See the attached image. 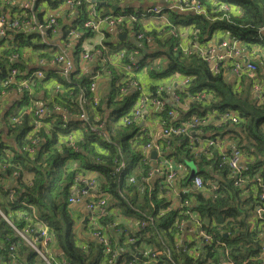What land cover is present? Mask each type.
<instances>
[{
    "label": "trees",
    "instance_id": "obj_1",
    "mask_svg": "<svg viewBox=\"0 0 264 264\" xmlns=\"http://www.w3.org/2000/svg\"><path fill=\"white\" fill-rule=\"evenodd\" d=\"M201 2L209 11L213 9V3H232L238 7L239 13L230 15L229 20H226L219 18L222 12L218 11L216 19L211 20L203 15L167 10V18L176 28L191 26L197 29L198 39L201 42L209 40L217 30H221L237 40L247 41L250 44L258 42L260 46L264 47V30L259 32L260 28L264 27V0H201ZM94 3L99 9L104 6H113L117 12L115 14L133 15L136 19H141L140 17L137 18L138 13L134 11L133 7L119 5L120 0H96ZM37 4L38 0H36V6ZM87 4L83 0L82 6L78 8L82 12L83 22L86 19ZM7 9L11 11L9 14H6ZM20 12L21 8L18 5L7 6L0 0V16H3L5 20L4 31L0 34V43L8 42L10 44V48L6 49L3 55H0V93L4 89L1 85L5 74L4 64L10 53L13 51L20 53L27 46H49L47 43L41 42L42 34L39 32L26 33L7 25L15 19L14 13ZM34 12L35 10H29V16H34L36 14ZM138 24L137 21L131 22L130 28L125 27L124 24L122 30L132 29L136 35L138 32H143ZM69 29L72 28L69 27L64 30L65 33ZM167 29L168 27L165 25L162 28L161 36L157 35L155 30L151 31L154 47L149 44L151 40H147L145 35L147 32H145L142 38L137 39V41L134 39L135 42L129 43L126 53L136 49L143 52L148 47L144 53L138 56V63L139 67L146 70L151 78H168L177 72L190 78L187 84L178 89L182 103L187 95L191 96L189 108L172 122L179 124L192 115L202 116L207 111L213 110L220 113L227 109L237 110L239 115L237 114V122H230L232 128L228 130L226 126L217 128L211 124L201 125L199 129L202 133L198 136L201 138V144H203L202 149L191 150L189 138L187 135L181 134L180 136H169L170 146L167 149L164 148V152L161 153L166 157H173L176 161L184 163L185 160H188L196 165V174L201 176L203 188L209 189L210 196L205 197L198 192L192 199L191 205L199 216L201 228L211 236L208 241L213 244L203 241L205 248L200 254L201 256L194 260V256L188 255L187 248L174 243L183 230H179L174 222L178 217H183L178 210H180L179 205L183 199L188 196L186 192H180L181 197H179L177 207L167 209V203L163 199H158L152 191L151 201L154 204L152 211L150 205L146 203L148 198L145 195L144 203L148 207V214L154 216V222L143 226L140 232L155 233H152L151 236L143 234L141 239L153 243L157 249H161L162 245L157 237L159 233L163 238L166 236L167 247L171 248H166V252L170 253L172 260L168 259L165 253L157 256L156 264H204L209 259L214 261L216 257L218 259L214 264L219 259L230 261L233 264H259L257 262L260 249L258 235L261 232V227L255 217V209L258 204L263 202L259 200L260 184L256 182L255 178L258 177L264 183V102L257 103V94L253 90V86L259 84L261 88H264V83L259 80V76L264 80V65L257 63L256 73L259 74L258 77H249L247 73L243 74L240 78L241 86L234 89L231 82L226 80L222 68L217 73H213L209 65L198 56H184L180 51L174 50L179 38L167 35ZM259 36H261V40H258ZM79 49H77L76 54ZM40 56L50 60L51 52L43 51ZM158 58H163V61L161 63L155 62ZM14 65L18 66L16 63ZM90 81L89 75L82 74L78 64H74L73 72L68 78L60 79L61 90L48 97L49 101H46V104L58 103L61 104L58 105L60 108L75 109L79 114L77 106L72 105L70 108L65 106L68 105L70 96L76 97L80 92L89 96ZM43 83L44 81H40L33 84V92L36 87L42 86ZM123 85L120 83L115 87L113 82L110 93L103 99L106 105L115 107L117 123L120 117L125 116L130 111L137 96L135 87H129L126 92H122ZM199 91H206L208 97L200 101L193 100L192 97ZM118 93L122 94V100L117 99ZM21 94L26 105H30V101L34 100L33 93L31 96L28 95L27 91L21 92ZM121 101L123 102L119 107ZM99 102L103 105L100 97ZM101 105L93 107L87 103L84 104L87 120L86 126L82 127V130L85 138L81 143H75L77 148L58 143V132L67 134L73 130L70 124L62 121L61 115L55 119L54 124H50L60 130L52 129L42 133L40 144L34 147V151L31 153L25 149L29 145L27 138H29L28 135L33 126V117L30 118V114H24L20 117H17L16 114L12 115L13 123H6V136L0 131V165L5 161L10 163V166L4 169L0 168V264H47L22 240L18 239L11 226L24 228L30 224L38 230L47 232L51 238L50 250L55 243V246L57 245L59 250L63 252V261L57 263L53 259L51 264H108L105 261L106 257L102 246L94 238L90 236L84 247L76 242L75 224H80L79 227H83L89 233L90 227L83 220L82 222H74L69 213L70 206L67 198L71 185L83 170L99 173L94 181L98 188V194L110 196L107 198L109 210L111 201L122 208L121 211L124 215L134 212L128 203L136 204L139 208L144 209L134 197L128 195L127 191L137 189L143 194L144 183L153 175H146V169L151 167L150 164L145 167L144 175L136 177V174H140L137 172L142 157L140 146L150 141V138L136 123L130 125L118 123L119 126L116 127L115 131H110L104 125L102 128L103 137L93 131H85L91 124L102 122L100 119L91 120L88 118L87 106L98 109L102 107ZM161 114L163 119L159 123L163 129V125L168 120L166 112ZM6 117H9V113L4 116L5 122ZM224 131L235 136L237 138L235 147L245 153L246 156L251 157V160L247 161V170L243 173L246 181L238 186L234 185L235 178L230 174L226 165H219V153L212 150L213 146L204 145V139L222 135ZM3 132L6 131L3 130ZM6 138H10L11 143ZM157 141L160 142L159 139ZM97 146L104 150H96ZM114 158L126 165L125 170L117 173L116 176L112 173ZM71 159L78 161L75 167L68 165V161ZM25 167L33 173L30 182H25L20 177L21 168ZM130 176H135L134 183L129 182ZM8 179L14 180L11 185L7 183ZM216 179L220 180L217 186L214 183ZM159 211L163 212L155 216ZM106 217L100 220L101 224H105ZM141 219H143L142 216ZM199 232L197 231V233ZM135 234V237L139 236L138 232ZM202 237L203 235H201ZM12 242L15 243L14 249H10ZM134 245L136 242L130 244L131 247ZM130 258L129 255L126 260ZM113 264H119V261L116 260Z\"/></svg>",
    "mask_w": 264,
    "mask_h": 264
},
{
    "label": "crops",
    "instance_id": "obj_2",
    "mask_svg": "<svg viewBox=\"0 0 264 264\" xmlns=\"http://www.w3.org/2000/svg\"><path fill=\"white\" fill-rule=\"evenodd\" d=\"M21 0H11L12 6L19 5ZM57 1L56 3H54ZM92 1V0H91ZM151 1L147 0H120L119 5L121 6H131L135 9L141 8V6L148 8V4H150ZM159 6H164V4H169L168 0H154ZM88 6V4H87ZM34 9L36 13L33 17L30 19H37L38 22H43L45 26L48 24V20L51 17L55 18L56 21V31L52 32L49 29H45L43 31L42 40H45L50 43L47 47H31L27 46L22 51H20L19 57L14 60L18 64V69L21 71H31V70H37L42 69L44 70L46 74V78L44 80V83L40 87H36L33 92L34 100L30 101L32 104H38L39 102H46L47 97H50L51 95H54L57 93L60 89V75L58 72H56L51 66H47L45 64H40L37 62V59L42 57L40 56L43 51H49L53 53H62L64 52L66 56L73 60L74 64H78L82 74L89 75V78L91 79L94 76V81L96 83L97 87V93L99 97L102 99L103 105H101V102H99V105H101V108L98 109H92L90 106H87V115L88 118L91 120H102L103 124L105 125V128L107 127L110 131H115L119 125L117 123V119L115 116V107L105 104L103 99L107 97V95L111 91L112 84L114 82V86L119 85L123 80V64L124 60L121 58V53H126L127 47L129 46L130 42H135L134 39L137 41L134 30L129 29L128 31H122L126 33V36L122 39L118 37V34L122 33L119 31H116L113 28L110 27H103L102 30L99 32L86 30L82 26L83 22V15L80 9L71 8L67 6L63 0H38L37 6ZM113 6H104L100 8L101 13H108V12H114L117 13ZM139 13V12H138ZM150 14V13H149ZM146 14L145 16L149 15ZM81 15L79 18L78 16ZM145 16H139L143 17L140 20H137L139 22L138 26L142 28V30L149 31L152 28L156 29L157 31L160 30L161 27H158L160 25V22L158 19H152L153 17H146ZM128 17L131 18V15ZM128 18V19H130ZM133 19V15H132ZM144 22H143V21ZM152 21H155V25H153ZM162 25L163 22L160 20ZM72 28V34L65 33L64 30H67V28ZM125 27L130 28L131 23L129 20H126ZM158 27V28H157ZM213 36L215 37H222L227 36V32L225 31H219L217 30ZM41 40V42H42ZM139 44L138 42H136ZM262 46L256 45L252 50L255 53V50H258L261 52L260 57L257 58L256 54L252 52L250 55L243 54V58L248 57L249 59L255 58L257 61L263 60L264 57V48H260ZM10 48V44L8 42L0 43V55H3L4 51L6 49ZM79 49V52L76 54L77 49ZM148 48V47H147ZM145 48L143 52L140 51V49H136L138 54L137 56L144 53ZM134 51V50H133ZM133 51L127 53L129 55ZM246 52V50L244 49ZM88 52L91 57L88 59H83L82 54ZM8 58L5 62V70L9 67L8 64ZM163 61V58H158L155 60V62L161 63ZM51 68V69H50ZM53 70V71H50ZM226 80L230 81L233 86H236V88L240 87V78L236 75H234L231 72H224L223 73ZM259 74L256 73V77H258ZM187 77L183 76L181 73H175L171 77H164V78H158L163 79L164 82H168L170 80L172 81H178L180 82L182 78ZM140 78L142 80H147V78H150L146 71V75L141 73ZM155 79V78H154ZM157 79V80H158ZM259 80L264 83V80L261 76H259ZM153 85L156 83V81L152 82ZM114 89V88H113ZM47 96V97H46ZM118 100H122V94L118 93L117 95ZM22 94L18 90L16 86H11L7 89H3L2 93H0V131H2L3 135L6 136L7 134V122H12V115H15L17 117H20L24 114H29L28 107L31 105H26L23 102ZM122 102L118 105L121 107ZM189 100L184 99L182 105L178 108V111H185L186 106L188 105ZM6 113H9V117H6V122L4 121V116ZM146 116L144 121L141 123L142 128L152 137L153 140L158 139L160 137L161 133V124L157 122V119L155 116L157 115L156 111L153 109H149L145 112ZM214 114V113H211ZM179 116V115H178ZM31 118V115H30ZM66 123L70 124V127L73 129L72 131V137L71 138L76 144L81 143L83 141V138H85V134L82 130V127L86 126L85 123L80 120L77 116V111L75 109H71L70 113L67 115ZM162 119L160 120V122ZM212 121V120H211ZM13 123V122H12ZM29 124V123H27ZM54 124V123H53ZM213 124V123H211ZM217 126L216 124H213ZM227 130L229 128H232L231 125L226 127ZM60 130L59 128L52 125L50 128L40 127L39 129V136H41L44 132H49L50 130ZM5 130L6 132H3ZM107 131V130H106ZM228 132V131H227ZM223 132L222 135H218L213 137L215 140V144L213 145V151H217L220 155L222 152H226L230 150L231 148L235 147V143L237 142V138L233 136L230 132ZM221 133V132H219ZM27 138V137H26ZM69 138L66 137L64 133L61 131L58 132V143L61 144L68 140ZM8 139L9 143H11L10 138ZM104 150L102 147L97 146L96 150ZM174 162L176 161L173 157H169ZM75 160V159H73ZM72 159L68 161V165L72 167L74 164V161ZM251 160L250 156H246L245 153H243L242 161H249ZM7 162V161H6ZM9 163V162H8ZM181 168L177 169L178 172L176 174L175 182H174V189L169 190L166 188H162L160 184V180L163 178L164 172L160 171L155 174H153L149 181H148V190L143 192H139L137 189L127 191L128 195L131 197H134L138 204H140L144 209L139 208L136 204H130V208L134 206L137 211H134L130 214L124 215L122 214V208L117 206L114 201H111L109 203V207L111 210V214L109 217H106L105 224L108 226L109 233L114 236L115 235V242L116 247L119 250V257L117 261H119V264L127 263L128 260L126 258L130 255H135L139 250L143 252H148V254L152 252H156L158 255H164L166 253V248L171 249L167 247V238L166 236L163 238L161 234L159 233V236L157 237L159 239L160 244L162 245L161 249H157V246L153 243H148L145 240L141 239V236L146 234L147 236H151L152 233L155 232H146L142 233L140 226V220H141V213L144 212L148 214V207L145 205L148 203L151 207V211L154 209V204L151 201V195L152 191H154L156 197L158 199H163L165 203H167V208L171 207V209L177 207L179 205V193L180 190H183L184 192H189V195H192V199L194 198L195 194L198 192L201 193V195L208 197L210 196V191L208 188H203L201 190H196L198 192L193 191V183L191 182V178L193 174L195 173L196 165L193 164V170L190 171L189 168L183 163ZM155 164V161L151 160V166ZM19 174V173H17ZM229 176V173H227ZM97 176H99V173L89 170H83L78 174V181H83L84 179H94ZM20 177L25 182H30V180L33 177V173L31 170H29L27 167L21 168V174ZM218 178V177H217ZM14 180L8 179L7 183L11 185ZM220 181V180H219ZM218 179L214 181V183L217 186V183H219ZM245 192V190H243ZM145 195L148 198L147 202L145 201ZM90 198V197H89ZM85 202L82 203H73L70 204L69 207V213L74 220V222H82V220L85 218ZM140 217H139V216ZM112 222V224L110 223ZM80 225V224H79ZM194 221L190 219H187L185 221L183 230L180 232L179 236L176 238L174 243H176L178 246H182L188 249V255L193 257V259H197L200 257L204 247V243L213 244L210 242H206L204 238H201V233H197V231H194ZM196 227V226H195ZM118 231L116 233L115 231ZM135 232H138L139 236L134 237L136 242V245L134 247H131L130 244L133 242H129L128 238L133 237ZM76 242L81 247H84L87 244V241L90 238V233L85 230L83 227H80L79 229H76ZM155 236V235H154ZM204 241V243H203ZM63 252L59 250L57 245L55 246V243L52 245L50 254L54 260L63 261ZM214 261L207 260L204 264H214ZM223 260V259H219ZM218 260V261H219ZM225 261V260H224ZM156 264V263H155ZM178 264V263H176ZM250 264V263H247Z\"/></svg>",
    "mask_w": 264,
    "mask_h": 264
},
{
    "label": "built area",
    "instance_id": "obj_3",
    "mask_svg": "<svg viewBox=\"0 0 264 264\" xmlns=\"http://www.w3.org/2000/svg\"><path fill=\"white\" fill-rule=\"evenodd\" d=\"M22 1V6L23 8H30L31 6V0H21ZM20 1V2H21ZM67 3L70 5L72 4V0H66ZM171 7L177 8L179 11H185V10H192L196 12H202L203 11V5L200 0H174V2L170 5ZM221 8L225 10H229L228 3L226 2H221ZM89 13L91 15V20L87 21V27L88 28H94L96 26V21L95 17L99 16L98 11L95 7H91L89 10ZM151 13V9L148 7L145 10V14ZM132 18V16H131ZM133 19H135L133 17ZM120 20V19H119ZM103 21L108 22L111 24L114 23V21H110L109 17H105ZM5 21L4 19H0V33L3 32V25ZM27 21H24V19H16L14 20L12 26L16 30H21L24 29L26 33H29L31 30L34 28L40 29L41 25H31V27H25ZM49 24H55V19L50 18L49 19ZM8 26H11V24H7ZM52 31L55 32L56 30L52 28ZM147 31L143 30V32H138L135 37L136 39L142 38L143 33ZM71 34V33H70ZM147 40H150L149 37H147ZM181 46V45H180ZM183 48V47H182ZM183 51L186 53H191L194 51L197 55L201 56L202 58L206 59L210 70L213 73H217L220 68H222L223 72H225V69H229L231 72L234 74H242V73H247L249 77H256V66L252 61H249L248 57L246 61H244L243 58V49L239 45V43L236 40H229V39H224L220 44H215V43H210L206 48H201L199 46V43L194 40L189 43L187 47L183 48ZM253 52V51H252ZM254 53V52H253ZM19 52L13 51L10 53L8 58V64L9 67L5 70V74L2 78V85L3 86H11V85H16L17 88H24L28 89L29 85L35 84L40 81H44L46 78V74L44 70H31V71H21L18 69V66H15L14 64L16 63L14 60H16L19 57ZM138 52L137 50H134L132 53H130L128 56V62H126L123 65V70H124V75L126 76V82L128 84L127 87H124L122 90L125 91L128 87L131 85H139L138 79L134 78L133 71L138 67ZM252 54V53H251ZM255 54V53H254ZM122 55V54H121ZM250 55V54H249ZM91 55L88 52H85L82 54L83 59H88L90 58ZM264 60V57H263ZM37 62L40 64H45L47 66H51L56 72L59 73L60 78L62 79H67L68 76L70 75L71 72H73V61L69 59L66 55L58 54L54 56L52 59L40 57L37 59ZM17 64V63H16ZM18 65V64H17ZM50 68V69H51ZM61 84V83H60ZM164 83H159L157 85V97H152L150 94L146 93H140L137 101L133 104L131 107L130 111L126 116L122 118V124H130V123H136L139 122L140 120L145 119V107L148 106L146 102L149 103L150 109H153L156 111V119L157 121H160L163 119L161 111H164L168 109L167 111V122L165 125H163L162 129V134L163 136H168L169 134L173 133L178 136L181 134L187 135L189 138V146L191 150H196V149H202L203 144L200 143V137L199 136H194L192 128L194 127H200L203 124H216L217 126L213 125L214 127H221V126H229L230 122H236L237 118L235 116V113L229 112L227 110L223 111L222 113L217 112L215 110L213 111H207L204 115L198 116V115H192L190 118L187 119L186 123H179V124H174L172 121H175L176 119L174 118V115H179L184 111H178V95L174 90H172L170 87L164 86ZM95 81H94V76L91 78L90 85H89V96H85L83 92H80L78 96L72 97L70 96L68 99V105L65 107L70 108V106H77L79 108V114H77L78 118L82 120L85 125H86V113L84 109V104L87 103L88 105L91 106H98L99 105V97L97 95V87L95 86ZM234 89H236V86H233ZM253 90L257 94V103H263L264 102V89L259 88V86L254 85ZM213 94V92H212ZM205 97H208L207 92H198L196 93L195 96H193V100L200 101L204 99ZM190 102V101H189ZM189 102L188 105L186 106V110L189 108ZM47 102H42L38 104H32L28 107V112L31 115V117H35V124L34 126L31 127L30 130L33 131L34 138L33 142L29 140L28 138V143L29 145H34L37 147L40 144L41 141V136H39L38 132L40 129V126H43L44 124L50 122L53 120L52 113H55L57 110L61 109L60 106L61 104L54 103L52 105H47ZM185 110V111H186ZM70 113V110H69ZM214 113V114H211ZM236 113L238 114L237 110ZM239 115V114H238ZM212 120V121H211ZM67 120V117L65 119ZM13 122V121H12ZM169 122V124H168ZM52 125H48L45 128H50ZM101 124H96L93 123L89 127L94 132L101 133ZM170 141H167L162 147L154 144L153 142H148L144 145L145 149H150L154 147L157 150L156 158L153 159L155 161V164L149 168L148 172L149 174H155L157 172L163 171L164 175L163 178L160 180V184L163 187L164 185H170L171 183L175 182L176 174L174 169L175 168H181L182 163L179 162H174L172 161L169 157H166L164 154L160 155L163 153L164 148H168L170 146ZM65 144L67 146H71L73 148H77L75 145V142L69 138L65 142L61 143ZM215 144V140L213 138L207 139L205 141V146H213ZM242 156L243 153L241 152L240 149H236L235 147L231 151L230 154H225L224 152L220 153V163L219 165H226V168L228 171H230V174L234 176V185L238 186L242 183H245V176L243 173L247 170V161H242ZM117 158H114L113 161H117ZM141 160H144V157L142 156ZM74 164L77 163V160H73ZM243 162V163H242ZM10 166V163L8 162H3L2 165H0L1 169H4L5 167ZM72 167H75L74 165ZM123 167V162L121 161L118 166L114 169L113 175H117V172H120L121 168ZM136 174V177H141ZM135 177V176H134ZM256 182H258L260 185L259 189V200L263 202L262 204H258L257 208L255 209V217L257 218L259 222V226L261 227V232H259V244H260V249L258 251V256L257 259L259 264H264V183L261 182V180L256 177ZM88 180L85 183L84 187H81L80 185H71V195L69 197V201L71 202H76L81 199L82 196L86 194H90V198L84 199L83 201L87 203V210H88V226L90 227L91 234L92 236L100 242L104 250L108 252L106 255V260L110 262V264H113L118 257H119V250L116 248L114 250H111L110 248V242L109 239L111 238V235L105 232L101 231V226L99 225L100 218L105 216V211L103 209V205L105 203L104 198H100L97 201H94L92 199V191L96 188V184L94 179H86ZM148 181L149 179L146 180L143 186V192L147 191L149 189L148 187ZM193 191L198 192L196 190H199V188H203V182L200 177H195L193 179ZM213 188H215L213 186ZM149 192V190H148ZM186 198L183 199L182 203L179 205L180 210L179 213L183 215L181 218H177V220L174 222V225L178 228L181 229L182 224L187 220L190 219L194 221L195 224V230L200 231V233L203 235V238L206 242H209L208 240L211 239V236L208 235L202 228H201V222L199 221V216L196 211L193 210V206L191 205L192 201V195H189ZM144 194V193H143ZM181 197V194H179ZM97 202V203H96ZM168 207V206H167ZM132 210L137 211V209L132 206ZM171 209V207L167 208ZM163 211H159L155 216H158L162 213ZM143 219L140 220V228L143 226L152 224L154 222V216L152 214H146L144 212H140ZM25 225V224H24ZM15 234L18 237L19 240H24L26 241L30 246L33 248H36V245L39 243V241L36 239V237H32L31 235L28 234L29 231H33L32 229H29L27 227L23 229H15ZM135 235L133 237L128 238L129 242H134L135 240ZM48 242V238H44L42 243L43 245ZM182 247V246H180ZM15 248V243L12 242L10 245V249ZM158 254L156 252H152L148 254V252H143L139 250L135 255H132V257L128 260L127 264H155L158 261L157 258ZM166 257L170 260L171 255L167 251L166 252ZM216 264H233L230 261H224V260H219Z\"/></svg>",
    "mask_w": 264,
    "mask_h": 264
},
{
    "label": "bare ground",
    "instance_id": "obj_4",
    "mask_svg": "<svg viewBox=\"0 0 264 264\" xmlns=\"http://www.w3.org/2000/svg\"><path fill=\"white\" fill-rule=\"evenodd\" d=\"M85 2H87L88 3V6H87V8H86V19L84 20V22H83V26H84V28H86V29H88V30H91V31H95V32H99L100 30H102V28L103 27H110V28H113V29H115L116 31H119V33L120 32H122L123 30H122V26L126 23V20H129L130 21V23L131 22H136L138 19H132V18H130V17H128V15H123V14H115V13H113V12H109V13H101V11H100V9L99 8H97L96 7V5H95V3H94V1H96V0H92V1H90V0H84ZM147 1H151L150 2V4H148V7L151 9V13L149 14V15H147V16H145V18L146 17H153L154 19H158V20H162V22H163V27L166 25L167 27H168V29L166 30V32H167V34L168 35H172L173 37H178L179 38V41H178V43L174 46V50H176V51H180L184 56H190V55H196V56H198L200 59H202L204 62H206V64H208V62H207V60L206 59H204V58H202L201 56H199V55H197L194 51H192L191 53H186V52H184L183 51V48L184 47H187L188 45H189V43L191 42V41H194V40H196L198 43H199V46L201 47V48H206L210 43H215V44H220L224 39H229V40H236L238 43H239V45L241 46V48L243 49V54L245 53V55H249V54H251L252 53V49L256 46V45H260L258 42H254V43H252V44H250V43H248L247 41H243V40H237L236 38H232V37H230L229 35H228V33H227V36H222V37H215V36H213L212 38H210L209 40H207V41H204V42H201V41H199V39H198V30L197 29H195V28H193V27H191V26H187V27H174L170 22H168V19L166 18V11L167 10H173V11H176V12H178V13H193V14H196V15H203V16H206L208 19H211V20H215L216 19V15H217V13H218V11H221L222 13H221V15L219 16V18H225L226 20H229V17H230V15H232V14H234V13H236V12H238L239 13V10H238V7L236 6V5H234V4H232V3H228V7H229V10H225V9H223V8H221V3H217V4H215V3H213V9L211 10V11H209L205 6H204V4L202 3V5H203V11L202 12H196V11H192V10H185V11H179L177 8H175V7H171L170 5L174 2V0H168L169 1V4H164V6H159L156 2H154V0H147ZM201 1V0H200ZM2 2H3V4L4 5H7V6H12V4H11V0H2ZM64 3L67 5V6H69V7H71V8H76V9H78V8H80L81 6H82V4H83V0H72V4L70 5L69 3H67L66 2V0H64ZM20 8H21V12L20 13H18V14H15L14 13V15H15V19H16V17L18 18V19H24V21H27V23H26V28L27 27H31V25H41V27H40V29H36V28H34L33 30H31L29 33H33V32H39L40 34H42L43 35V31L45 30V29H49L50 31H52V28H54L55 30H56V21H55V24H49V20H48V24H47V26H45V24H43V22L41 23V22H38L35 18H33V19H30L31 17H33V16H29V14H28V11L29 10H34L36 7V0H31V6H30V8H23V6H22V1L20 2V4L18 5ZM91 7H95L96 9H97V11H98V14H99V16H96L95 17V21H96V26L94 27V28H88L87 27V21H89V20H91L92 18H91V15H90V13H89V10L91 9ZM9 12H11L9 9H7V11H6V14H9ZM214 13V15H212V13ZM105 17H109V19H110V21H114V23L113 24H111L110 25V23H108V22H105V21H103V19L105 18ZM51 18H54V17H51ZM128 18H130V19H128ZM137 18H139V17H137ZM140 18H143V17H140ZM0 19H4L3 18V16H0ZM14 19V20H15ZM55 19V18H54ZM120 19V20H119ZM14 20L12 21V23H11V27H13L12 26V24H13V22H14ZM5 21V20H4ZM163 27H161L160 28V30L158 31V32H160V31H162V28ZM3 31H4V25H3ZM14 28V27H13ZM15 29V28H14ZM16 30V29H15ZM21 30H23L24 31V29H21ZM152 30H155V31H157L156 29H151V30H149L145 35L147 36V37H149L150 38V40H151V42H149V44H152V40H153V38H152V36H151V31ZM264 30V27H261L260 28V30H259V32H261V31H263ZM219 31H221V30H219ZM25 32V31H24ZM53 32V31H52ZM3 33V32H2ZM2 33H0V34H2ZM67 33L68 34H72L73 32H72V29H69L68 31H67ZM258 40H261V36H259V39ZM43 42H45V43H47L48 45H50V43L49 42H47V41H45V40H42ZM181 45V46H180ZM183 47V48H182ZM260 48H264V47H260ZM244 49L246 50V52L244 51ZM43 53V52H42ZM58 54H62V55H66L64 52H62V53H51V58L50 59H52L54 56H56V55H58ZM122 55H121V58H123V60H124V64L126 63V62H128V58H129V56L127 55V53H124V52H122L121 53ZM247 60H249V61H252L254 64H255V66H256V69H257V63H262L263 65H264V60H260V61H257L255 58H251V59H247ZM123 64V65H124ZM139 64V63H138ZM209 65V64H208ZM73 69H74V65H73ZM41 71H42V69H40ZM231 72L229 69H225V72ZM141 73L142 74H145L146 75V70H144V69H141L140 67H139V65H138V67L133 71V75H134V78L135 79H138V81H139V85H136V86H134V85H131L130 87H135V89H136V91H137V96H136V99H135V101H134V103L137 101V99H138V97H139V95H140V93H146V94H150L152 97H157V92H156V90H157V85L159 84V83H164L163 85L164 86H167V87H170L172 90H174L175 92H176V94L178 95V98H179V101H178V106H181L182 105V102H181V99H180V95H179V93H178V89H180L183 85H185V84H187L188 82H189V77L187 76V77H184V78H182V80L180 81V82H176V81H172V80H170V81H168V82H164L163 81V79H154V78H147V80H142L141 78H140V76H141ZM231 73H233V72H231ZM234 74V73H233ZM243 74H245V73H242V74H234V75H236V76H238L239 78H241L242 77V75ZM126 76L127 75H124V70H123V80H122V82L121 83H123L124 85H123V87L121 88V90L124 88V87H127L128 86V84H127V82H126ZM240 80V79H239ZM153 81H156V83L153 85ZM96 84V83H95ZM33 85V84H32ZM32 85H29V88L28 89H24V88H19V90H20V92H24V91H27V93H28V95H30L31 96V94L33 93V87H32ZM256 86H259V88H261L260 87V85L259 84H255ZM96 86V85H95ZM129 88V87H128ZM239 88V87H238ZM261 89H264V88H261ZM122 92H126V90L125 91H123L122 90ZM199 92H206V91H199ZM198 93V92H197ZM196 95V94H195ZM186 100H190L191 99V96L190 95H187L186 96V98H185ZM133 103V104H134ZM147 104H148V106H146L145 107V110L147 111V110H149L150 109V107H149V103L148 102H146ZM133 106V105H132ZM93 107H95V106H93ZM167 111H168V109H166V110H164V111H161V113L162 112H166V114H167ZM227 111H229V112H233V113H235V116H236V118L238 119V117H237V113H236V111L235 110H231V109H227ZM69 114V110L67 109V108H61V109H59V110H57L55 113H52V117H53V120L52 121H50V122H48V123H46V124H44L43 126L44 127H47L48 125H50L51 123H53L54 121H55V119L58 117V116H60L61 115V118H62V121L64 122V123H66V121H65V119H66V117H67V115ZM128 114V113H127ZM126 116V115H125ZM124 117V116H123ZM123 117H120V119L118 120V123L119 124H122V118ZM155 118H156V116H155ZM174 118L175 119H177L178 118V115L176 116V115H174ZM35 117H33V126H34V124L36 123L35 122ZM144 120H140L139 122H136V124L138 125V126H140L141 127V130H143V131H145L143 128H142V125H141V123L143 122ZM187 121V120H186ZM186 121H184V122H181V123H186ZM157 122H159V121H157ZM237 122V121H236ZM97 124V123H96ZM98 124H101V133H97V132H95L96 134H99V135H102V137H103V131H102V128H103V126H104V124H103V122H99ZM130 124H132V123H130ZM130 124H125V125H130ZM91 125H93V124H91ZM90 125V126H91ZM123 125V124H122ZM43 126H40V127H43ZM89 126V127H90ZM89 127L88 128H86L85 129V131L86 130H89V131H92L91 129H89ZM73 131V130H72ZM72 131H70L69 133H67V134H65L66 135V137L67 138H69V137H72ZM161 131H162V128H161ZM192 131H193V135L194 136H198V134H201L202 132H201V130L199 129V127H194V128H192ZM94 132V131H93ZM146 132V131H145ZM195 132H198V133H196L195 134ZM146 134H147V136H148V138H150V141L151 142H153L154 144H157V145H159V146H163L167 141H169L168 140V138H169V136H178V135H176V134H173V133H171V134H169L168 136H163V134H162V132L160 133V137H158V139L160 140V142H158L157 140L158 139H156V140H153L152 139V137L146 132ZM28 139L29 140H31L32 142H33V139L34 138H36V137H34V134H33V131L31 130L30 132H29V135H28ZM209 139V138H208ZM207 139H204L203 141H204V144H205V141H206ZM150 141H148V142H150ZM148 142H146V143H148ZM145 143V144H146ZM200 143H201V138H200ZM145 144H143L142 146H140V149H141V153H142V156L144 157V160H141L140 159V163H139V168H138V170H137V172L138 173H142V175H144L143 174V172H144V170H145V167H147V166H149L150 164H151V160H153L152 159V156L150 155L151 154V151L152 150H154L155 152H156V154H157V150L154 148V147H152V148H150V149H145L144 148V145ZM34 145H28V147H26L25 149L29 152V153H31V152H33L34 151ZM236 149H238L237 147H235ZM233 150V148H231L230 150H229V152H224L225 154H230L231 153V151ZM161 155V154H160ZM142 158V157H141ZM121 161L120 160H117L116 162L115 161H113V164H114V167H113V170H112V172H114V169L118 166V164L120 163ZM243 163V162H242ZM125 168H126V165L123 163V167L121 168V170H120V172H122V171H124L125 170ZM149 168H151V167H148V169H146L147 171H146V175L147 176H151L152 174H149V172H148V170H149ZM178 168H175L174 169V171H175V174H177V172H178V170H177ZM116 173H120V172H117V171H115ZM195 177H200L201 178V176L200 175H198V174H196V170H195V173L193 174V176H192V178H191V182H193V179L195 178ZM134 179H135V177L134 176H130L129 178H128V180H129V182H131V183H134ZM201 180H202V178H201ZM261 180V179H260ZM88 180H86V179H84L83 181H78V177L76 178V180L74 181V183L72 184V185H80L81 187H84L85 186V183L87 182ZM202 182H203V180H202ZM203 186H204V184H203ZM96 187V186H95ZM174 183H171L170 185H164L162 188H166V189H169V190H172V189H174ZM202 188V187H201ZM201 188H199V189H201ZM71 189L72 188H70V190H69V194H68V198H67V201H68V203H69V206H70V204H73V203H82V202H84L83 200L84 199H87V198H89L90 197V194H86V195H84V196H82L81 197V199L79 200V201H76V202H71V201H69V197H70V195H71ZM98 188L96 187L93 191H92V199L94 200V201H97L98 202V200L100 199V198H104V200H105V203H104V205H103V209H104V211H105V216L104 217H106V216H109L110 214H111V210H109L108 209V207H107V198H108V195L107 194H98ZM142 190V189H141ZM180 192L181 193H184V191L183 190H180ZM180 192H178L179 194H180ZM96 202V203H97ZM87 203H88V201H87ZM87 203H84V205H85V222L88 224V220H87V218H88V210H87ZM2 214V213H1ZM2 216L6 219V217L2 214ZM104 217H102V218H104ZM102 218H100V220L102 219ZM83 222H84V220H83ZM111 224H112V222H111ZM99 225L101 226V231L102 232H105V233H108V234H110L109 233V231H108V226L106 225V224H101L100 223V221H99ZM12 226V228H13V230L15 231V229H23V228H16L15 226H13V225H11ZM27 228H29V229H32L33 231L31 232V231H29L28 232V234L29 235H31L32 237H36V239L39 241V243L36 245V248H33L32 246H30L26 241H24L23 239H22V241L23 242H25L28 246H29V248L31 249V250H33L37 255H39L47 264H51V261L53 260V258H52V256H51V254H50V244H51V238L47 235V232L45 231V230H38V229H36L32 224H30V225H28V226H26ZM183 227H184V223L182 224V227H181V229H183ZM25 228V227H24ZM181 229H179V230H181ZM16 232V231H15ZM116 233H118L119 232V230L117 231H115ZM17 234V233H16ZM18 235V234H17ZM111 235V234H110ZM90 236L92 237V238H94L93 236H92V234H91V230H90ZM19 237V236H18ZM48 238V242L46 243V244H44L43 245V243H42V241H43V239L44 238ZM95 239V238H94ZM95 241L96 242H98L96 239H95ZM109 242H110V248H111V250H114V249H116L117 247H116V242H115V235L114 236H112L111 235V238L109 239ZM101 246H102V248H103V251H104V255H105V257H107L106 255L108 254V252H106L105 250H104V247H103V245L100 243V242H98ZM14 261H15V259H13ZM58 263V262H57ZM107 263L109 264L110 262H108L107 261Z\"/></svg>",
    "mask_w": 264,
    "mask_h": 264
},
{
    "label": "rangeland",
    "instance_id": "obj_5",
    "mask_svg": "<svg viewBox=\"0 0 264 264\" xmlns=\"http://www.w3.org/2000/svg\"><path fill=\"white\" fill-rule=\"evenodd\" d=\"M136 12L138 13V17L139 16H145L146 14H145V7L143 6H141V8H137L136 9ZM140 14V15H139ZM166 18H167V15H166ZM152 19H154V18H152ZM168 19V18H167ZM155 20V19H154ZM143 21V20H142ZM144 22V21H143ZM159 22H160V25L158 26V27H163V25H162V23H161V21L159 20ZM168 22H170L171 23V21L168 19ZM152 23H153V25H155V21H152ZM172 24V23H171ZM157 27V28H158ZM156 33H157V35H160L161 36V31L160 32H158V31H155ZM166 34H167V32H166ZM168 35V34H167ZM152 46L154 47L155 45H154V43L152 44ZM255 54H256V56H257V58H259L260 57V54H261V52L260 51H258V50H255ZM16 86V85H15ZM97 95H98V93H97ZM98 97H99V95H98ZM47 99V101H49V99H48V97L46 98ZM184 164L189 168V170L190 171H192L193 170V163L192 162H190V161H188V160H185L184 161ZM108 198H110V196L108 197ZM80 227H79V224L78 223H76L75 224V227H74V230H76V229H79ZM25 243V242H24ZM26 244V243H25ZM27 245V244H26ZM28 246V245H27ZM29 247V246H28Z\"/></svg>",
    "mask_w": 264,
    "mask_h": 264
},
{
    "label": "water",
    "instance_id": "obj_6",
    "mask_svg": "<svg viewBox=\"0 0 264 264\" xmlns=\"http://www.w3.org/2000/svg\"><path fill=\"white\" fill-rule=\"evenodd\" d=\"M125 36H126V33H125V32H122V33L118 34V37H119V38H122V39H123ZM246 59H247V58H245L244 61H246ZM150 155L152 156V159H155V158H156V152H155L154 150L151 151V154H150ZM83 220H84V222H85V219H83Z\"/></svg>",
    "mask_w": 264,
    "mask_h": 264
},
{
    "label": "clouds",
    "instance_id": "obj_7",
    "mask_svg": "<svg viewBox=\"0 0 264 264\" xmlns=\"http://www.w3.org/2000/svg\"><path fill=\"white\" fill-rule=\"evenodd\" d=\"M146 9H147V8H146ZM146 9H145V10H146ZM139 15H140V14H139ZM131 16H132V15H131ZM134 18H135V17H134ZM244 59H245V58H244ZM1 85H2V81H1ZM2 86H3V85H2ZM11 86H14V85H11ZM11 86H6V87L3 86V88H4V89H7V88H9V87H11ZM128 205H129V207H130V204H129V203H128Z\"/></svg>",
    "mask_w": 264,
    "mask_h": 264
}]
</instances>
